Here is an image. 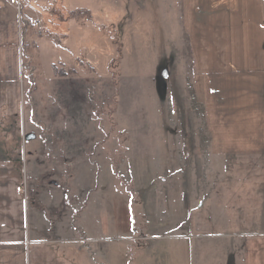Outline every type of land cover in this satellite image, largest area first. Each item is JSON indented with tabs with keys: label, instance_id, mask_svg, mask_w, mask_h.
<instances>
[{
	"label": "rangeland",
	"instance_id": "1",
	"mask_svg": "<svg viewBox=\"0 0 264 264\" xmlns=\"http://www.w3.org/2000/svg\"><path fill=\"white\" fill-rule=\"evenodd\" d=\"M14 2L20 28L0 40V184L20 182L27 234L47 224L54 243L58 231L64 264H228L240 251L229 240L264 243V153L213 143L189 66L176 68L188 55L77 51L76 0ZM115 10L113 37L128 9Z\"/></svg>",
	"mask_w": 264,
	"mask_h": 264
},
{
	"label": "crops",
	"instance_id": "2",
	"mask_svg": "<svg viewBox=\"0 0 264 264\" xmlns=\"http://www.w3.org/2000/svg\"><path fill=\"white\" fill-rule=\"evenodd\" d=\"M76 1L77 51H166L164 55L172 51L176 59L188 55L186 65L175 60L176 68L180 73L189 66L190 95L203 109L213 143L219 142L223 153H264V0ZM15 4L0 0V40L17 35ZM121 4L128 10L124 22L118 23L123 30L113 37L109 22L116 21L115 9ZM92 11L99 16L93 21L86 18ZM71 41L67 35L66 42L73 46ZM170 79L169 73L166 88ZM183 84L179 83L178 92ZM6 166L2 162L3 173ZM4 178L8 183L0 184V264H64L63 258L70 257L65 247L69 243L61 241L65 237L57 231L59 242L49 243L56 237L49 236L47 224L45 230L38 229L41 236L27 234L21 184L15 177ZM33 214L36 220L44 213L34 209ZM258 240L247 236L229 240L225 246L235 242L240 251L226 254L228 264H264V243ZM54 245L61 248L58 262H54Z\"/></svg>",
	"mask_w": 264,
	"mask_h": 264
}]
</instances>
